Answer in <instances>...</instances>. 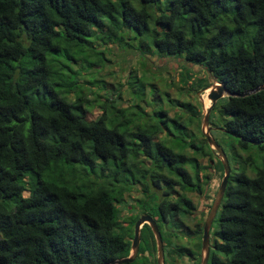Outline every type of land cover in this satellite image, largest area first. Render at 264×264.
Returning a JSON list of instances; mask_svg holds the SVG:
<instances>
[{
	"label": "trees",
	"instance_id": "obj_1",
	"mask_svg": "<svg viewBox=\"0 0 264 264\" xmlns=\"http://www.w3.org/2000/svg\"><path fill=\"white\" fill-rule=\"evenodd\" d=\"M136 1L0 0V264H101L126 256L142 213L154 218L162 241L167 223L200 237L202 222L190 230L182 221L195 210L185 193H204L208 180L198 157L212 161L206 140L187 126L197 108L173 98L166 99L171 115L162 100L146 112L105 95L88 117L79 76L108 61L92 45L100 39L128 49L151 44L199 66L229 92L249 90L264 82V0ZM182 74L187 91L210 85ZM133 79L131 93L141 100ZM222 98L208 122L229 174L206 264H264V89ZM129 184L140 209L122 218L118 204ZM139 239L133 261L118 264H155L146 223ZM168 245L163 264L194 258L189 245ZM193 246L198 254V239Z\"/></svg>",
	"mask_w": 264,
	"mask_h": 264
},
{
	"label": "rangeland",
	"instance_id": "obj_2",
	"mask_svg": "<svg viewBox=\"0 0 264 264\" xmlns=\"http://www.w3.org/2000/svg\"><path fill=\"white\" fill-rule=\"evenodd\" d=\"M130 2L132 5L137 6L136 0H130ZM133 43L136 44L137 40H133ZM92 45L97 50H102L108 61H104L102 66H95L88 70H83L80 73L79 80L89 104L88 117H95L99 113L98 101L102 100L105 95L116 99L117 105L121 107L138 103L146 112H150V108L153 107V102L156 101L155 103H157L159 102L158 100H162V106L168 115H171L174 109L167 104L166 99L176 98L179 101H188L197 108L199 115L196 117L191 116V121L187 123V126L189 130L194 132L198 142L204 138L201 132V121L204 110L210 104V101L206 97L207 90L199 89L195 93L193 91H187L185 90L184 83L181 81L182 76H184L182 73L188 72L191 73V78H206L211 83L212 78L202 68L190 63H184L178 57L159 54L153 51L154 48L151 44L148 45V49H141L137 47V44L132 46L133 49H128L112 43L104 45L100 39H96L92 41ZM90 59H93V57L90 56ZM91 77L95 79L92 80ZM133 77L138 78L137 80L135 79V85L139 84L141 89H143L141 96L144 97L141 100L135 99L133 93H131L133 86L131 87L130 85L134 83ZM222 99V97L219 98L217 104L222 102ZM202 101L205 102V106H203L204 103ZM215 117H217L216 113ZM208 125L210 126V136L217 137L216 140L220 141V137L214 131L215 128L213 125L209 122ZM224 140L230 142L231 138L224 136ZM254 149L252 148V151H255ZM240 153L242 155L245 154L243 151H240ZM211 155L212 161L209 163H207L205 158L198 157V161L206 166L201 172L208 175L204 193H185L196 208L193 211V217L182 218L180 215L183 224L189 227L195 222H202L204 220L205 210L208 207L207 204L212 201L222 176L219 170L220 168L216 163L217 155L215 150L212 149ZM247 174L251 176L253 175V171L248 169ZM127 186L128 190L125 191L124 200L118 204L122 218L139 213L140 209L139 204L135 201V198L140 196L139 192L131 187L130 184ZM215 225V221H212L209 228L208 235L210 244L214 235L213 229ZM166 226L167 230L164 232L163 247L165 246L164 252L167 255L171 253V246L169 247L168 240L170 243L176 242L185 247L190 246L193 239L186 237L184 233L172 228L170 223H167ZM172 233L176 234L177 237L172 236ZM144 253L146 252L144 251ZM155 255L156 252L154 251V258ZM196 255L198 254L196 253ZM173 258L175 259L174 264H199L200 249L199 255L193 259L187 258L186 255L181 257L174 256Z\"/></svg>",
	"mask_w": 264,
	"mask_h": 264
},
{
	"label": "water",
	"instance_id": "obj_3",
	"mask_svg": "<svg viewBox=\"0 0 264 264\" xmlns=\"http://www.w3.org/2000/svg\"><path fill=\"white\" fill-rule=\"evenodd\" d=\"M206 97L210 101V104L207 106V108L203 112V117L201 121V132L203 133V136L206 140V143L208 146L215 150V153L217 155V159L221 163L222 167V176L220 178L218 187L216 189V192L213 196L212 202L210 204V207L208 209V212L202 222L201 226V237H200V260L199 264H206L208 254H209V228L211 225V222L215 216V213L217 211V208L220 204V201L223 196V192L225 189V185L227 182V177L229 174V165L227 162V159L225 157V154L222 150V148L216 143L214 138L210 136L209 129L210 126L208 125V114L210 111L211 106L218 100L219 98L226 96V95H235V96H245L250 93H254L258 90L264 89V82L261 84L243 91V92H229L224 84L215 81L214 79L211 81L210 85H208L206 88ZM143 223H146L153 235L154 240V246H155V264H163V257H164V249H163V241L161 238V234L159 232V229L157 227V224L154 220V218L147 213H142L138 216V218L135 220L133 224V234L130 240V248L129 252L126 256L119 257L112 259L108 262H104L101 264H118V263H124V262H131L135 258L137 254L138 249V243H139V230Z\"/></svg>",
	"mask_w": 264,
	"mask_h": 264
},
{
	"label": "flooded vegetation",
	"instance_id": "obj_4",
	"mask_svg": "<svg viewBox=\"0 0 264 264\" xmlns=\"http://www.w3.org/2000/svg\"><path fill=\"white\" fill-rule=\"evenodd\" d=\"M211 202H212V201H211ZM211 202H209V203L207 204L208 207H207V209L205 210V216H206V214H207V212H208V208L210 207ZM195 209H196V208H195ZM199 209H201V208H199ZM202 222H203V221H202ZM195 223H196V222H195ZM195 223H193L191 227H189V226H187V225H184V224H183V225H184L186 228H190V230H193V229H194V224H195ZM201 226H202V223H201ZM200 237H201V233H200ZM200 237H199V238H195V236H193V235H192V237H191V239H193V241L190 243V247H191V249H192L193 251H195V252H193V253H194V257L197 256V255H196V253H197V249L194 248L193 244L196 243V242H197V239H198V241H199V249H200ZM188 244H189V243H188ZM210 245H211V244H210V240H209V247H210ZM199 249H198V250H199ZM164 253H165V252H164ZM198 255H199V253H198ZM187 258H189V257L187 256ZM192 259H193V258H192ZM207 259H208V258H207ZM206 263H207V262H206Z\"/></svg>",
	"mask_w": 264,
	"mask_h": 264
},
{
	"label": "bare ground",
	"instance_id": "obj_5",
	"mask_svg": "<svg viewBox=\"0 0 264 264\" xmlns=\"http://www.w3.org/2000/svg\"><path fill=\"white\" fill-rule=\"evenodd\" d=\"M207 100H208V99H207ZM202 103H204L203 106H205V102L202 101Z\"/></svg>",
	"mask_w": 264,
	"mask_h": 264
}]
</instances>
